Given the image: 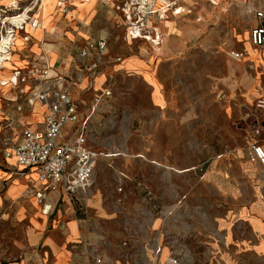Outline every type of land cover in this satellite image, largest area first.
Wrapping results in <instances>:
<instances>
[{
	"label": "rangeland",
	"instance_id": "obj_1",
	"mask_svg": "<svg viewBox=\"0 0 264 264\" xmlns=\"http://www.w3.org/2000/svg\"><path fill=\"white\" fill-rule=\"evenodd\" d=\"M31 3V8H39L38 0ZM43 4L41 1L40 9L44 7ZM245 10L242 0H198L191 14L182 16L171 13L162 19L169 21L167 26L156 24L158 27L155 29L160 35L158 44L145 38L130 39L125 25L122 36L108 37L109 57L122 50L132 52L138 49L151 55V70L161 83L167 101L164 108L154 106L150 102L151 85L138 77L116 73L111 95L96 108L90 119L89 144L103 153L99 158L102 162L106 156L122 158L133 168L141 163L140 159H156L159 162L158 172L155 168L151 171L149 167L144 170L146 177L129 176L123 182L114 171L117 166L107 165L109 174L96 170L100 180L92 186L97 185L103 198L109 202L126 200L129 204H140L137 211L126 213L121 210L117 214L121 224H131L132 228L134 224H140L142 227L136 228L137 238L153 245L147 247L149 256L143 258L137 248L130 255V247L126 250V242L123 243L124 250L120 254L132 258L134 264H168L171 255L179 258L178 264H217L206 242L205 224H216L214 216L226 203L216 195L212 182L206 180L205 169L210 164H219L232 154L247 160L252 128L264 119L254 107L256 97L264 92V59L256 50L253 61L258 67L255 72L249 63L238 66L239 62L231 58L232 50L244 48L242 40L250 28V18L244 13ZM25 11L23 6L19 9L10 6L3 8L0 10V25L4 21L5 28H8L11 25L8 18ZM152 37L155 38V35L152 34ZM7 68L13 69L10 61L4 62L0 71ZM244 68L250 73L249 80L255 83L251 92L244 90ZM3 79L10 78L3 77L0 84ZM9 88L10 84L3 86L2 91L6 92ZM75 89L78 90V87ZM221 90L227 91L229 98L234 97L236 101L221 100ZM80 94L79 98L86 101L82 111L89 112L95 93L86 94L87 97ZM2 97L0 89L3 102ZM20 102L26 104L23 100ZM10 109L0 111V116L11 115ZM1 123L0 130H6L2 129ZM143 136L152 137L156 148L134 147ZM15 138L1 139V150L4 151L5 144H12ZM258 138L262 143L264 129ZM126 141L130 148L124 145ZM106 153L111 154L104 155ZM219 155L221 157L218 158ZM189 164L194 165L190 171H178ZM0 168H6L13 175L18 174L14 165L6 164L3 154L0 155ZM250 174L259 186L260 199L264 204V171L260 165L254 164ZM0 181V195H3L6 183L1 178ZM119 186L122 187L121 191L118 190ZM250 187L241 180L239 204H249L251 201ZM83 195L81 201L85 200L86 204L88 195ZM152 220L159 224L158 240L166 246L161 258L153 262L149 260L152 258L151 250L158 240L153 242L156 235L148 228ZM109 245L105 237L103 252L112 255L119 253ZM30 249L26 222L18 221L13 213H0V264H28L27 253Z\"/></svg>",
	"mask_w": 264,
	"mask_h": 264
},
{
	"label": "crops",
	"instance_id": "obj_2",
	"mask_svg": "<svg viewBox=\"0 0 264 264\" xmlns=\"http://www.w3.org/2000/svg\"><path fill=\"white\" fill-rule=\"evenodd\" d=\"M38 1L39 8L36 6L37 10L34 8L35 11H29L30 22L36 20L37 25L32 26L29 22L26 24L25 30L18 34L11 54L13 57L10 65L13 69L7 68L0 71V79L10 78L15 69H21L27 73L26 69H29L32 60L41 64L47 63L50 67V75L53 77L60 74L76 73L79 49L86 47L89 42L99 41L109 35L122 36L125 19L117 6L125 0H45L42 9H40L42 0ZM31 2L32 0H0V10L7 8L12 3L29 8L33 6ZM254 3L256 8L264 9V0H255ZM196 4H198V0H187L182 5L181 15L191 14L193 6ZM244 13L250 18L248 20L250 28L242 40L244 48L232 50L242 52L243 56L239 60L231 58L233 61L239 62L238 66L249 63V66L256 72L258 66L253 61V57L256 56V50H259V56L264 59V46L258 47L252 44L250 33L260 20L255 14H248L246 10ZM158 23L167 26L169 21L158 22L156 18H152L149 25L154 28L158 27L156 26ZM26 35L29 40L24 39ZM108 50L110 53V43ZM116 56H122V61H115ZM150 61L151 55L146 54L143 49L132 52L124 50L116 52L114 56L109 57L106 63L101 65L99 72L94 77H83L81 89L73 90L72 96L81 103L83 109L86 101L79 98L80 93L86 96V94L94 92L96 96L105 90L112 91L111 86L115 83L114 75L121 73L124 76L138 77L151 85V104L164 108L167 101L162 93L161 83L151 70ZM232 65L236 68L234 64ZM260 68H258V72H260ZM246 72L248 71L244 68L245 75L242 78V83L244 90L251 92V87L255 83L253 80H249L250 73L246 74ZM259 83L258 85H260ZM21 85L26 89L25 95H21L18 88L11 84L8 91L3 92V86L0 84L4 99L3 102L0 99V111L5 112L6 109L12 107L9 116L15 118L12 128L0 130V140H10L13 137L18 140L25 128L38 130L44 125L46 107L38 102L30 105L26 101L30 96L33 81L24 75ZM223 93H226V97L221 100L236 101L234 97L229 98L225 90L220 91L219 97ZM262 95L264 92L260 93L256 100ZM21 100L26 104H22ZM21 104L23 108L19 111L17 107ZM168 111L170 110L168 109ZM9 116H0V123ZM262 144L264 145V139ZM124 145L130 148L128 141ZM134 147L156 148V144L152 137L143 136L138 145ZM169 147L170 145H168ZM1 154H3L7 165H14L18 172H25L22 175H13L5 170L6 168H0V178L6 183L3 195H0V213H13L18 221L26 222L27 239L31 248L27 253V259L30 261L28 264H134L132 258L120 254L124 250L123 243L125 242L127 245L125 249L130 247L129 254L134 251V248H137L141 257L149 256L147 247L150 243L145 239L137 238L136 228L140 224H134L132 228L131 224L130 226L121 224V220L117 216L121 210L126 213L137 211L140 204L137 202L129 204L126 200L120 203L109 202L103 198L102 191L95 185L85 194L88 195L86 204L85 200L81 201L83 194L69 196L65 192L51 193V197L55 200V208L50 215H45L41 211L35 194L41 183L37 180L34 168L19 166L14 157H6L0 148ZM141 155L143 154L141 153ZM122 160V158L115 159L112 156H106L104 162L99 160L96 170L106 175L110 172L107 165L117 166L114 171L120 182L125 181L129 176L146 177L144 170L149 167L151 171L155 168V171L158 172L159 162L155 161L156 159L150 161L140 159L141 163L136 164L140 169L136 165L133 168ZM253 167L254 164L248 160L247 151V160L238 154H232L226 160L220 161L219 164H210L205 169L206 180L212 182L216 195L221 196L226 203V206L217 210L214 216L216 224H205L206 242L211 255L217 260V264H264V204L260 199L259 186L254 183L255 179L250 174ZM193 168L194 165L189 164L178 171H190ZM97 180L100 179L95 171L94 183L97 184ZM241 180L251 185L249 192L252 199L249 204H239ZM0 183L2 182L0 181ZM155 221L152 220L148 225L152 234L156 235V238L152 239L153 242L158 240L159 224H155ZM105 237L110 243L109 247L115 248L119 253L112 255L109 252H103ZM158 244L163 246V249L156 258L153 254L155 246ZM155 246L151 250L152 258L149 259L151 262L158 261L166 247L163 242H160V239ZM96 251L100 254L98 255ZM98 257L101 258L100 263L96 261Z\"/></svg>",
	"mask_w": 264,
	"mask_h": 264
},
{
	"label": "built area",
	"instance_id": "obj_3",
	"mask_svg": "<svg viewBox=\"0 0 264 264\" xmlns=\"http://www.w3.org/2000/svg\"><path fill=\"white\" fill-rule=\"evenodd\" d=\"M187 0H125L117 6L125 19L126 34L130 39L145 38L147 40L152 34L159 39V32L155 27H150L152 18L164 19L169 14L177 15L182 13V5ZM159 2V4L157 3ZM255 0H242L248 14H255L260 20L259 24L251 29V43L258 47L264 46V9L256 8ZM12 9H19L21 5L12 3ZM10 17L8 23L11 25L5 28V23L0 25V68L3 62L11 57L16 44L18 34L25 30L26 24L31 20L29 11L34 8L24 7V11ZM27 14V16H26ZM20 20H13L15 17ZM36 26L37 22H30ZM154 38V37H153ZM25 40L29 37L24 36ZM109 38L104 37L96 42H89L86 47L78 51V70L75 73L50 75V67L47 63L41 64L34 60L30 62L27 73L21 69H15L4 86L10 83L17 87L21 95H25L26 89L21 85L22 78L33 81L30 96L27 102H36L46 107L44 125L38 130L25 128L18 140L7 142L4 154L6 157H14L16 163L24 168H34L37 180L41 183L36 191L37 202L45 215H50L55 208V200L51 193L65 192L69 196L87 194L94 184V176L99 158L102 152L93 148L88 141L90 130V119L96 108L101 105L104 98L111 95L110 90L96 94L93 105L89 112L83 113L81 103L72 96L74 88L81 89L83 77H94L102 64L109 59ZM242 52L232 51L231 57L239 60ZM122 56H116L115 61H122ZM226 97V93L220 98ZM254 107L257 112L264 116V95L257 98ZM23 105L17 109L22 110ZM258 122V120H257ZM15 118L9 116L1 125L2 129L12 128ZM253 135L248 140V160L258 164L264 171V145L259 136L264 129V119L253 128ZM18 174H25L24 171ZM121 191L122 187L119 186ZM163 246L156 245L154 256L158 258ZM178 257L171 255L167 263L178 264ZM97 263L101 258H97Z\"/></svg>",
	"mask_w": 264,
	"mask_h": 264
},
{
	"label": "bare ground",
	"instance_id": "obj_4",
	"mask_svg": "<svg viewBox=\"0 0 264 264\" xmlns=\"http://www.w3.org/2000/svg\"><path fill=\"white\" fill-rule=\"evenodd\" d=\"M45 0H42V2H44ZM215 3H216V1H214ZM20 18L21 17H18L17 18V16L13 19V20H20ZM148 39L149 40H151L152 42H155L156 44H158L159 43V41L157 40V39H155V38H153L152 36H149L148 37ZM13 57V56H12ZM12 57H10V58H8V60H6V61H4V62H7V61H11L12 60ZM3 62V63H4ZM9 79H3V81L2 82H7ZM2 84V83H1ZM10 83H6L4 86H7V85H9ZM111 153H106V154H104V155H110Z\"/></svg>",
	"mask_w": 264,
	"mask_h": 264
}]
</instances>
